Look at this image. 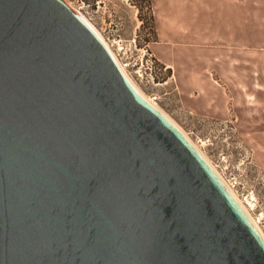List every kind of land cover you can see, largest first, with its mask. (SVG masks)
<instances>
[{
    "label": "water",
    "instance_id": "water-1",
    "mask_svg": "<svg viewBox=\"0 0 264 264\" xmlns=\"http://www.w3.org/2000/svg\"><path fill=\"white\" fill-rule=\"evenodd\" d=\"M0 264H264V239L64 0H0Z\"/></svg>",
    "mask_w": 264,
    "mask_h": 264
},
{
    "label": "rangeland",
    "instance_id": "rangeland-1",
    "mask_svg": "<svg viewBox=\"0 0 264 264\" xmlns=\"http://www.w3.org/2000/svg\"><path fill=\"white\" fill-rule=\"evenodd\" d=\"M64 1L100 34L144 96H160L157 105L159 109L197 147L264 236V140L258 139L260 143H255L252 138L254 134L234 128L232 123L199 118L191 114L177 97V89L171 78L172 71L154 56V43L159 40L156 19H161L163 14L173 15L182 3L187 4L185 8L188 13L192 8L194 11L196 6L207 10V1ZM254 2L255 0L247 1L248 41H254L255 38L254 25H250L249 20V15H253L255 10ZM231 35L227 32L204 31L197 34L191 31L188 38L211 45L228 41ZM221 51L216 49V52ZM245 53L246 72L255 73V61L264 54V49L248 47ZM260 135L264 136V130Z\"/></svg>",
    "mask_w": 264,
    "mask_h": 264
},
{
    "label": "crops",
    "instance_id": "crops-1",
    "mask_svg": "<svg viewBox=\"0 0 264 264\" xmlns=\"http://www.w3.org/2000/svg\"><path fill=\"white\" fill-rule=\"evenodd\" d=\"M202 1H207V10L196 6L188 13L187 4L182 3L173 15L156 19L159 40L154 43V56L172 71L177 97L191 114L232 123L254 134L253 142L260 143L258 139L264 140L260 135L264 130V54L255 61L257 71L247 73L245 50L264 49V0H255L254 13L249 15L254 41L247 38L248 0ZM191 31L232 35L228 41L209 45L189 39Z\"/></svg>",
    "mask_w": 264,
    "mask_h": 264
},
{
    "label": "bare ground",
    "instance_id": "bare-ground-1",
    "mask_svg": "<svg viewBox=\"0 0 264 264\" xmlns=\"http://www.w3.org/2000/svg\"><path fill=\"white\" fill-rule=\"evenodd\" d=\"M78 14V13H77ZM78 16L94 31V33L98 36V38L102 41V43L104 44V46L108 49V51L110 52V54L112 55V57L114 58L116 64L118 65V67L120 68L121 72L123 73V75L125 76V78L128 80V82L134 87V89L138 92V94L140 96H142V98H144L145 100H147V97L144 96L139 90L138 88L134 85V83L132 82V80L130 79V77L127 75L124 67L122 66V64L119 62V60L117 59V57L115 56V54L112 52V50L110 49V47L108 46V44L104 41V39L100 36V34L92 27V25H90V23L80 14H78ZM154 108H156L163 116H165L173 125L174 123L159 109V107L157 105L153 106ZM175 126V125H174ZM177 128V127H176ZM180 131V129H178ZM182 133V131H180ZM184 135V133H182ZM185 136V135H184ZM185 138L190 142V140L185 136ZM190 144H192L190 142ZM192 146L201 154V152L197 149L196 146H194V144H192ZM202 155V154H201ZM202 157L206 160V158L202 155ZM206 162L208 163V161L206 160ZM209 166L212 168V170L216 173V175L219 177V179L222 181V183L224 185H226V183L223 181V179L218 175V173L214 170V168L210 165V163H208ZM228 191L230 192V194L232 195V197L235 199V201L239 204V206L242 208V210L245 212V214L248 216V218L250 219V221L252 222V224L255 226V228L258 230V232L260 233V235L262 236V238L264 239V236L262 235L261 231L258 229V227L254 224V222L252 221V218L249 216V214L247 213V211L244 209V207L241 205L240 201L236 198V196L230 191V189L227 187Z\"/></svg>",
    "mask_w": 264,
    "mask_h": 264
},
{
    "label": "built area",
    "instance_id": "built-area-1",
    "mask_svg": "<svg viewBox=\"0 0 264 264\" xmlns=\"http://www.w3.org/2000/svg\"><path fill=\"white\" fill-rule=\"evenodd\" d=\"M148 103H150L152 106L154 105H158L159 101H160V96H158L157 94H151L147 97L146 100Z\"/></svg>",
    "mask_w": 264,
    "mask_h": 264
},
{
    "label": "trees",
    "instance_id": "trees-1",
    "mask_svg": "<svg viewBox=\"0 0 264 264\" xmlns=\"http://www.w3.org/2000/svg\"><path fill=\"white\" fill-rule=\"evenodd\" d=\"M148 1H149V0H148ZM150 20L152 21V16H151Z\"/></svg>",
    "mask_w": 264,
    "mask_h": 264
}]
</instances>
